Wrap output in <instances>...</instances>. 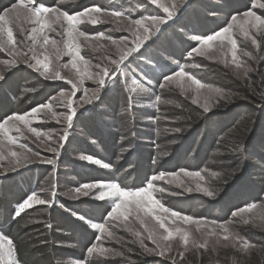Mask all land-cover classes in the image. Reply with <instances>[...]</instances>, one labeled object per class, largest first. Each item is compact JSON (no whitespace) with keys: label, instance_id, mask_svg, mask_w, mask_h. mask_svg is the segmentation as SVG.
<instances>
[{"label":"rangeland","instance_id":"rangeland-1","mask_svg":"<svg viewBox=\"0 0 264 264\" xmlns=\"http://www.w3.org/2000/svg\"><path fill=\"white\" fill-rule=\"evenodd\" d=\"M162 2L169 5L176 3L182 8L185 3L189 6L180 22L167 29L163 44L153 46L152 55L155 59L151 61L150 66L156 67L155 73L144 68L143 59L132 63L119 74L118 82L109 84L104 103L96 105V111L88 115L86 119L74 118L70 127L63 119V114L70 111L67 106L69 103L67 96L73 91L68 81L72 80L79 84V90L71 96V103L77 107L78 111L84 89H88L91 95V91L97 85L94 80L78 81L76 69L71 67L69 54L62 55L57 61L55 51L51 44L48 45V54L52 61V71L49 75L59 71L63 79H45L34 70L21 65L20 69L13 71L7 80L0 81V121L13 113H29L32 108L47 103L52 104L53 112L60 114V119L55 120L45 109L39 115L29 117L30 127L38 129L42 133L40 137L29 132L21 123L19 127L22 129V135L15 130L11 132V135L17 139V144H9L6 138H0L2 139L0 152H3L5 156H8L10 151H17L26 154L34 161L33 163L22 161L16 171H10L8 160H0V181L2 180L5 190L13 193L8 195L10 202L13 204V199L18 195L15 189L18 183L15 177L17 174L25 176L28 183L30 182L29 186L22 189V192L28 191L27 197L35 192L40 199L51 201L50 204L33 205L24 209L20 213L27 217L23 224L24 228L33 226L34 237L39 241V246H43L48 243L45 238L48 236L53 217L57 215L62 219L63 217L59 215L62 214L73 218L74 221L78 220L86 228L95 231L94 244L112 250L107 257L96 254L89 257L86 251L84 259L74 258L71 255L75 256L78 251L76 242L66 239L68 238L66 234H69L65 230L66 227L57 226L61 229L51 233L52 242L60 251L58 253L56 251L53 258L56 264H75L77 261H81L82 264H234V262L235 264H264V228L259 226L264 223L262 219L264 217V190L262 189L264 176H260L258 171L249 183V180L245 178L246 172L243 167L245 156L233 151L238 146L235 143L238 139L233 137L245 132L246 120L254 116L258 120L256 128L251 133L247 132L248 135L253 137V134L258 132L261 136L264 135V95H262L264 94V33L251 30V34L256 36L260 44L257 48L251 43L250 38H245L236 29L233 30L238 43L237 58L241 63L240 69H236L232 62L230 48L223 56L216 52L215 46L219 42H214L210 55L194 54L189 57L188 51L198 46L190 37L200 36L197 31L204 34L226 26L232 14H242L249 9L251 0H162ZM36 3L47 7H60L69 14L92 6L107 9L109 13L114 11L124 13L122 17L102 15L100 17L102 23L95 25L87 22L79 25L81 31L93 37L90 42H85L83 38L79 41L81 55L90 62L89 70L92 72L97 71L96 64L118 58L116 46L112 45L106 37L111 36L112 39L120 41L122 37L127 36L128 46H131L132 36L124 30L128 23L125 17L135 20L146 15L163 14L162 9L148 4L147 0H36ZM252 10L264 16V10ZM32 26L27 22L23 24H18L15 20L13 22L15 38L18 42H22L20 48L24 51H27V46L31 44L29 30ZM21 27L25 29L23 32L20 31ZM55 27L57 31H49L48 35L55 39L57 47L66 53L68 37L66 34H58L62 31L59 25ZM99 33H104V37L95 39L94 37ZM245 53H251V55L246 56ZM10 59L12 57L6 51L0 50V62ZM157 60L162 61L164 66L157 65ZM65 64L68 67H63ZM178 65H183L186 71L201 79L203 83L224 89L226 93L231 94V99L223 100L219 105L210 103L211 111L204 113L200 105L192 103V94L185 95L175 84L164 81L161 72L172 74L179 70ZM77 66L81 70L84 69L82 61H78ZM2 68L4 65L0 63V69ZM249 68L251 71L248 72L247 77H244L245 69ZM145 81H147L145 87L151 85L148 93L142 92L139 87ZM162 83L165 85L163 88L160 87ZM61 93L66 95L61 96ZM157 95L160 96V101H156ZM10 101L15 104V108L9 111ZM203 103L202 98L201 104ZM237 106H244L242 112L245 116L240 110L236 111ZM194 116L197 118L194 121L201 119L202 122L200 121L198 125L191 124ZM176 128L182 131L177 133L174 131ZM65 132L67 140L62 139ZM49 135L51 139L48 138ZM214 139L217 140L215 147L211 144ZM193 143L196 144L197 149L200 148V151L195 150L196 148L193 151L190 150ZM19 144H26L31 151L19 148ZM151 144L155 145L152 163L161 168L151 177L165 174L163 179L154 181L156 188L165 189L164 192L157 191L156 198L174 211L194 218H206L207 227H201L199 231L195 224L186 225L178 221L180 227L189 229L190 240L194 238L198 242H203L207 232L213 227L211 221L215 220L226 224L229 228L227 234L238 235L254 247L246 251L243 244L239 242L235 247H224L222 237L225 233L216 227V232L220 233V243H216L215 236L208 237L209 247L206 251L196 249L190 244L181 259L177 253L184 249L180 243L174 241L171 257L156 256L145 252L137 238L127 230L131 227L134 231H140L145 245L150 249L155 247L147 239L144 226L135 219L134 214L129 217L128 222L107 218L106 213L110 207L105 202L95 199L99 191L104 189L93 190L88 197L74 198L75 189L86 183H119L110 177L117 170V165H122L127 172L135 167L134 163L137 162L138 154L139 164H145L142 162L148 159ZM258 145L259 142L255 141L253 151H257ZM173 146L176 147L175 151ZM50 148H56L57 152L54 154L49 151ZM36 153H39V156ZM132 154L135 156H131ZM87 156H91L94 160L98 159L101 163L96 165L81 159ZM41 159H53L55 163L52 165L41 163ZM200 159H203L202 165ZM246 160H249L248 157ZM200 165L203 167L201 168ZM180 169L200 171L205 177L200 183L203 187L216 190V197L208 198L196 191L186 192L183 187L168 183L172 179L168 174L179 172ZM236 170L238 173L242 170V178L230 175ZM27 172H30L29 176ZM212 173H219V176H213ZM181 178L186 187L195 189V180L183 176ZM3 192L4 189H0V212L2 213L9 210V207L1 202L5 197ZM226 199L227 202L221 205ZM23 201L14 206L16 212L19 211V205ZM252 203L256 206L249 211L242 212L238 217L231 215L233 211ZM53 208L55 212L51 210ZM102 210H106V213L100 219ZM77 216H82L85 220L81 221L76 218ZM244 220L250 222L245 224ZM99 222L105 223L115 239L108 238L107 234L101 236L99 231L90 227L91 223ZM145 223L151 227L155 221L151 217H146ZM98 236H101V239L97 240ZM64 251H67L66 255H63ZM115 252H122L123 255L117 256Z\"/></svg>","mask_w":264,"mask_h":264},{"label":"snow or ice","instance_id":"snow-or-ice-1","mask_svg":"<svg viewBox=\"0 0 264 264\" xmlns=\"http://www.w3.org/2000/svg\"><path fill=\"white\" fill-rule=\"evenodd\" d=\"M147 3L156 6L157 9H162L163 14L146 15L135 20L125 17L128 23L124 30L128 31L132 36L131 46H128L129 41L127 36L122 37L120 41L112 39L111 36L106 37V39L111 41L112 45L116 46L119 53L118 58L110 59L103 64H96L95 68L97 71L92 72L89 70L90 62L85 60L81 55V44L79 41L80 38H83L85 42H90L93 37L81 31L79 25L86 22L92 25L102 23L100 19L102 15L122 17L124 16L122 11L109 13L107 9L99 6H92L82 11L75 12L74 14H69L68 11L62 10L60 7L38 5L36 0H16L9 8L0 11V50L6 51L7 54L12 57L10 60L0 62L4 65V68L0 69V81L7 80L13 71H18L20 69L21 65L34 70L45 79H63L59 71H55L53 75H49L52 71V61L48 54V45L51 44L52 49L55 51V59L57 61L60 60L62 55L69 54L71 56L70 64L73 69H76L78 81L82 82L84 79L94 80L97 85V87L91 91V95H89L88 89H84V96L79 105L80 110L78 111L77 107H74L71 103V96L75 95L79 90V84L72 80L68 81V83L72 85L73 91L71 95L67 96L69 100L67 106L70 111L63 114V119L67 121L69 127L72 125L74 118L77 120L86 119L88 115L96 111V105L104 103V97L109 91V84L118 82L119 74L124 72L132 63L143 59L145 61L144 68L148 69L149 72L155 73L156 67L150 66L151 61L155 59L152 55L153 46L163 44L167 29L180 22L186 14L185 10L189 6L188 3H185L182 8L179 4L173 3L169 5L162 2V0H147ZM252 9L264 10V2H262V0H251L249 9L242 14H232L230 22H228L226 26L219 28L211 34L190 37L198 46L192 47L187 55L189 57H192L194 54L199 56L210 55V50L213 48L214 42H219L218 45L215 46L216 52L223 56L230 48L232 62L235 64L236 69H240L241 63L237 58L238 43L237 39L234 37L233 30L236 29L242 33L245 38H250L251 43L257 48L260 47V44L257 42L256 36L251 34V30L254 29L257 33H264V16L258 15L257 12ZM21 17H23V20H21ZM14 20L18 24L27 22L33 25L29 30L31 44L27 46V51L20 48V43L22 42H18L15 38L13 28ZM56 25H59L62 30L58 34H66L68 37L66 53L64 50L58 48L57 41L48 35L49 31H57ZM24 30V28H20L21 32ZM101 37H104V33L96 34L94 38L100 39ZM122 45L125 47H121ZM40 49H43V51H40ZM245 55L250 56L251 53H245ZM78 61L83 62V70L77 66ZM156 63L161 67L164 66L163 62L160 60H157ZM63 67H68V65L65 64ZM178 69V71H174L172 74L161 72L164 81L169 84H175L185 95L192 94V103L200 105L204 113L211 111L209 107L210 103L214 102L215 105H219L221 101L231 99V94L226 93L224 89L214 88L212 85L203 83L201 79H198L191 72L186 71L183 65H178ZM249 71H251L250 68L245 69L243 76L247 77ZM133 75H135V73H133ZM145 75H147V73H145ZM145 83H147V81L141 83L139 87L142 92L148 93L151 85L149 84L148 87H145ZM164 86L163 83L160 84L161 88ZM133 91H135V89H133ZM65 95L66 94L61 93V96ZM202 98L204 100L203 104H201ZM155 99L156 101H160V96L157 95ZM45 109L51 113L52 119H60V114L52 111L51 103L41 104L32 108L29 113H13L6 116L0 121V138H6L9 144H17L18 141L11 135V132L15 130L22 135V129L19 127L21 123L29 132L40 137L42 133L38 129L30 127L31 120L29 117L39 115L42 110ZM174 131L179 133L182 130L176 128ZM48 138L51 139V136L49 135ZM62 139L67 140L66 132ZM0 143H2V139H0ZM18 146L21 149H27L29 152L31 151V149L27 148L26 144H19ZM242 150V145H238L233 149V151L237 153ZM49 151L55 154L57 149L50 148ZM36 155L39 156V153H36ZM9 157H11V159H9ZM81 159H85L96 165L101 163L100 160H94L91 156L81 157ZM0 160H8L10 171H16L22 161L27 163L34 162L29 159L26 154L17 151H10L8 156L0 152ZM40 162L52 165L55 163V160L41 159ZM6 174L7 173H5V175ZM164 175L165 174L161 173L159 176L151 177L146 182L145 186L135 189L121 186V184L116 182L86 183L75 189L74 198L79 196L88 197L93 190L104 189L103 191H99L95 199L105 202V204H108L110 207V210L106 213L107 218L128 222L129 217L134 214L135 219L144 226L147 239L151 241L155 247L150 249L145 245L143 234L140 231H134L131 227H128L127 230L137 238L140 247L145 252L156 256L171 257L174 250V241L180 243L184 249V251H179L177 253L181 259L184 257V252L188 250L190 244L196 249L206 251L209 247L208 237L215 236L217 238L216 243H220V233L216 232V227H219L222 232L225 233L222 237L224 247H235L237 242L242 243L246 251L254 247L247 240L238 235L233 236L227 234L229 233V228L226 224L215 220L211 221L213 227L207 232L203 242H198L194 238L190 240L191 233L189 229L180 227L178 221L186 225L195 224L197 225V231H199L201 227H207L206 218H194L193 216L184 215L181 212L166 207L156 198L155 193L157 191L164 192L165 189L156 188L154 181L163 179ZM168 175L172 177L168 183H175L177 187H183L186 192H200L204 196L213 199L217 195L216 190L202 186L200 182L204 181L205 177L200 171L180 169L179 172L169 173ZM212 175L218 177L219 173H212ZM230 175H236L238 178L243 177L242 170L239 173H230ZM181 176L195 180V189L186 187ZM52 195L54 196L55 193L53 192ZM50 203L51 201L40 199L38 195L33 192L19 205V211H17L15 215L19 216L24 209L32 207L33 205ZM255 206V203L247 204L233 211L231 215L233 217H238L242 212L249 211ZM146 217H151V219L155 221V224L149 227L145 223ZM76 218L81 221L85 220L82 216H77ZM262 219H264V217H262ZM243 222L247 224L250 221L244 220ZM259 226L264 228V223ZM90 227L99 231L101 236L107 234L108 238L115 239L114 234L109 231L108 227H106L103 222L91 223ZM101 236H98L97 240L101 239ZM213 251H215V248H213ZM17 253L18 249L14 240L0 232V264H21ZM111 253V249L98 244H93L87 248V255L89 257L93 256V254L100 257H107ZM114 254L117 256L123 255L122 252H115ZM75 264H82V262L77 261Z\"/></svg>","mask_w":264,"mask_h":264},{"label":"trees","instance_id":"trees-1","mask_svg":"<svg viewBox=\"0 0 264 264\" xmlns=\"http://www.w3.org/2000/svg\"><path fill=\"white\" fill-rule=\"evenodd\" d=\"M16 0H0V11L4 10L5 8L9 7L12 2ZM44 1H53V0H44ZM217 29H214L210 32L207 33H200V31H197V33L202 36L206 34H211L212 32L216 31ZM15 104L10 101V108L13 109ZM237 106L236 111L242 112L243 107ZM1 110V108H0ZM133 113V112H130ZM241 114V113H240ZM244 115V112H242ZM247 114V113H246ZM245 116V115H244ZM254 116V115H253ZM238 117V116H237ZM193 119L191 120V124L198 125L200 124L201 119L194 121L196 116L192 117ZM257 117L254 116L244 123V127H246L245 132L239 133L238 135L234 136V138H237L235 143L237 145H242L243 150L239 152L238 155H243L245 156L244 160V169H245V178L249 180V183L251 182V178L254 177L256 172H260V176H264V135L261 136V133L258 132L256 134H253V137L251 135L247 134V132H252L256 128L257 125ZM202 122V121H201ZM230 126V125H229ZM228 126V127H229ZM202 127H205L202 125ZM261 131V130H260ZM226 132V131H225ZM224 134V133H223ZM227 135V133H226ZM217 140L214 139L211 141V144L213 147H215V142ZM258 141V149L257 151H253V145L254 142ZM252 143V144H251ZM174 145V144H173ZM211 145V146H212ZM151 153H148V159L146 161H143L142 163L145 164H139V154L137 156V162L136 164L134 163L133 168L127 170V172L124 170L125 168L121 165H117V170H115L113 173L114 175L110 176L113 178V180L118 181L121 186H126L131 189L139 188L145 186L146 182L149 180V178L153 175L158 173V169H161L160 167H157L155 164L152 163V158L155 156V145L151 144ZM175 148V149H174ZM196 148V149H195ZM198 147L196 146L195 143L191 144L192 151L198 150L200 151V148L197 149ZM176 150V147L173 146V151ZM153 152V153H152ZM208 154V153H207ZM131 156H135L132 154ZM248 157L249 160H246ZM229 159V158H225ZM198 158L196 159V161ZM203 159H200L201 165L203 164ZM180 163V162H178ZM143 165V166H142ZM145 165V166H144ZM200 167L202 168L203 166ZM121 169H118V168ZM164 167V166H163ZM124 170V171H123ZM238 173V170H236ZM19 175V176H18ZM30 175V172H27V176ZM16 182L17 185L15 187L16 191H18V195L13 199L14 203L13 204H19L21 203L24 199L27 198L28 191L22 192V189H24L26 186H29L30 182L28 183L27 179L25 176H21V174H17L16 176ZM236 177V175H234ZM15 182V183H16ZM1 186L0 189H4L5 197H3L2 201L4 205H7L9 207V210L5 211L4 213L0 212V232H2L4 235H7L8 237L12 238L14 240L15 245L17 246L18 249V258L22 262V264H56L53 262V258L56 255V251L58 253L59 249L57 248L56 245L53 244L52 242V232L55 230H59L61 228L58 227H66L65 230L69 232V234H66L68 236V240L74 241L77 244L78 251L75 254V256L72 254L71 256L77 259H84V254L87 251V248L91 245L94 244V241L96 240L95 236V231L90 230L83 226L78 220L73 218H69L68 216L61 215L63 218H58L57 215H53V220L52 223L50 224L49 228V233L48 236L45 238L47 240V244L43 246H39V241L35 239L34 233H33V226H30L28 228H24L23 224L26 222L27 217H24L23 215L16 216L15 213L16 211L14 210V205L10 202V199L8 198V195H13L12 192L5 190L4 186L2 185V180L0 181ZM246 183V182H245ZM264 183V182H263ZM264 190V187H262ZM15 191V192H16ZM262 192V190H261ZM234 195V194H233ZM232 198V197H231ZM229 200V199H228ZM225 202H227V199L222 202L221 205H223ZM2 204V203H1ZM55 208L51 209L55 212ZM78 209V208H77ZM77 212V210L75 209ZM106 213V210H102V214L100 215V219H102L103 215ZM6 217V218H5ZM5 218V219H4ZM58 226V227H57ZM55 234V233H54ZM58 236V234H55ZM72 235V236H70ZM79 236V238L77 237ZM57 240V238H56ZM55 250V252H54ZM60 252V251H59ZM67 251L63 252V255H66Z\"/></svg>","mask_w":264,"mask_h":264}]
</instances>
